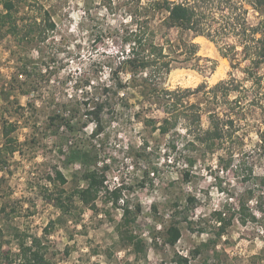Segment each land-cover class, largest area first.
<instances>
[{
	"label": "rangeland",
	"instance_id": "1",
	"mask_svg": "<svg viewBox=\"0 0 264 264\" xmlns=\"http://www.w3.org/2000/svg\"><path fill=\"white\" fill-rule=\"evenodd\" d=\"M129 2L133 3L27 0L48 8L55 28L33 42L0 32V228L4 247L16 252L15 230L43 236L49 221L62 216L47 196L59 189L69 194L76 185H85L81 161L68 158L72 150L81 148L99 165L107 163L105 188L96 209L73 196L70 211L63 213L65 221L48 227L44 241L52 264H175V252L187 256L190 264H264V61L257 66L252 49L255 41L248 39L256 13L248 0H234L232 16L240 22L238 31L224 34L218 42L166 29L157 24L156 17L151 22L156 42H162L172 55L169 72L157 80L159 86H200L186 103L199 105L203 128L209 126L206 110L228 113L235 119L233 138L218 142L212 151L195 149L196 160L190 167L178 149L191 138L184 134V121L178 122L173 134L178 150H172L173 132L161 135L144 125V118L160 119L164 111L153 103L141 105L138 88L114 96L115 109L103 111L104 128L99 134L92 135L93 124L85 120L84 102L92 95V88L84 85L86 80L111 83L110 55L121 47L123 28L136 27L129 20ZM30 14L24 7L17 17L21 22ZM179 36L193 38L197 52L182 53L174 46L177 43H165L164 38L177 40ZM244 43L249 44L248 53ZM119 76L123 80L129 74ZM216 84L227 87V95L221 96L220 87L212 98L210 90ZM139 109L136 117L134 112ZM54 113L64 118L50 123ZM7 123L14 126L9 133L15 140L13 151L2 136ZM56 170L67 178L65 184H59ZM119 185L125 186L118 204L140 207L133 229L145 248L138 255L122 243L115 229L121 208L105 198V189ZM217 212L230 220L219 238L215 237L220 224ZM174 218L181 236L170 246L163 243V234ZM196 247L199 253L193 252Z\"/></svg>",
	"mask_w": 264,
	"mask_h": 264
},
{
	"label": "trees",
	"instance_id": "2",
	"mask_svg": "<svg viewBox=\"0 0 264 264\" xmlns=\"http://www.w3.org/2000/svg\"><path fill=\"white\" fill-rule=\"evenodd\" d=\"M129 4V20L136 24V27H125L120 33L119 40L121 47L108 62V75L111 83L93 84L86 80L84 85L92 88V95L88 97L85 104V120L93 124L92 135L99 134L103 128V111L110 108L115 109L117 96L121 90L127 88H138L140 95L139 103L143 105L156 104V107L164 111L162 118L149 116L144 118L143 123L159 134L165 135L172 133L169 145L172 150H179V155L184 158L186 166H192L196 160L194 150L212 151L213 147L223 140L232 139L236 129L234 117L231 114H220L215 110H206L208 124L207 128L202 126L201 109L198 104L190 102L186 103V98L192 92L199 90L200 86L194 89L190 87H176L168 89L159 86L158 81L164 73L170 70L171 56L163 48V43L156 42V29L152 27L151 22L156 17L157 24L166 29L175 28L180 34L184 31L191 32L194 36H204L213 42L221 40L224 34L231 31H238L239 20L232 16L235 6L232 5L234 0H131ZM250 7L257 15V21L248 28V39L254 40L252 44L253 60L257 66L264 61V0H248ZM2 8L0 9V32L1 34H9L15 39L24 41H39L46 37V33L55 28V21L52 18L48 8H44L41 4L27 3V0H0ZM26 8L29 16L19 21L17 13L20 8ZM37 7V8H33ZM25 13V12H24ZM132 25V24H131ZM247 30V29H244ZM261 33L262 36L257 38L256 34ZM240 34V32H239ZM118 35V31L117 34ZM166 35V34H165ZM115 33H111L110 38L114 39ZM193 39V38H192ZM192 39L186 40L179 36L177 40L169 37L164 38L168 46L172 42L177 43L176 48L182 53L195 54L197 52V44ZM181 44V45H180ZM231 47V46H228ZM245 53H248L249 44L244 43ZM224 56H226L224 54ZM117 58V62L116 60ZM115 63V65H114ZM24 73L25 70H22ZM121 72L129 74V77L122 78L119 76ZM216 84L212 90V98L217 97L216 88H220ZM223 88V89H222ZM221 89L225 96L228 88L222 85ZM209 92V91H208ZM207 93V91H206ZM210 97V96H207ZM114 98V99H113ZM121 99L123 97H120ZM90 99V102H87ZM215 100V99H214ZM216 101V100H215ZM216 104V103H215ZM155 107V108H156ZM141 110L134 112L136 117L140 116ZM58 113L50 116V123L59 119H63ZM69 119V118H68ZM183 120L185 136H191L182 144V148H178V142L173 138L174 132L177 130L178 122ZM69 121V120H68ZM66 121V123L68 122ZM87 122V123H88ZM86 122H83V124ZM86 123V124H87ZM84 124V125H86ZM13 124L7 123L2 130L4 144L8 146L10 151L15 148L12 145L14 139L9 136L13 130ZM72 129L73 126L68 124ZM184 134L178 136L184 137ZM198 142L202 147L197 146ZM218 146V145H217ZM178 148V149H177ZM182 150L185 151L181 153ZM70 160H79L85 168L83 178L84 186H75L69 194H65L63 189H59L56 194H49L47 201L61 211L62 216H57L50 220L45 228L43 236L36 234H27L24 231L15 230L12 237L16 243V252L4 247L2 229L0 228V263L1 264H52L48 257V245L44 241L45 235L48 233V227H53L56 223L65 221L63 213L70 211L72 199L75 196L78 201L90 208L96 209V200L103 188H105L106 170L108 165L102 162L100 165L96 162V158L89 152H85L81 148L72 150L68 154ZM55 177L59 184H65L67 178L60 170L55 171ZM54 180V178H50ZM125 185H119L110 191L105 189V198L110 201L113 207L121 208L120 220L117 222L115 229L126 247L138 255L144 251L145 243L133 229L137 215L140 211L139 205L131 206L128 202L118 204L121 197V191ZM5 206L1 207L5 211ZM12 209V208H11ZM12 212L14 209L11 210ZM217 220L220 222L218 229L215 231V237L219 238L225 233L226 226L230 220H226L221 216V212L216 213ZM186 217V216H185ZM254 220V216L250 215ZM186 219V218H185ZM245 216L241 217V222H245ZM200 231H202L200 229ZM181 236V229L178 221L174 218L166 228L163 234V243L173 246ZM194 253H199L200 248L196 247ZM173 261L175 264H190L189 258L179 253H174Z\"/></svg>",
	"mask_w": 264,
	"mask_h": 264
},
{
	"label": "built area",
	"instance_id": "3",
	"mask_svg": "<svg viewBox=\"0 0 264 264\" xmlns=\"http://www.w3.org/2000/svg\"><path fill=\"white\" fill-rule=\"evenodd\" d=\"M113 188H111V190H112Z\"/></svg>",
	"mask_w": 264,
	"mask_h": 264
}]
</instances>
